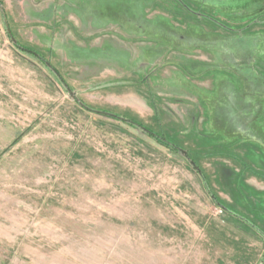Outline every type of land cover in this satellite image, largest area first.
Listing matches in <instances>:
<instances>
[{
  "label": "rangeland",
  "instance_id": "374dc122",
  "mask_svg": "<svg viewBox=\"0 0 264 264\" xmlns=\"http://www.w3.org/2000/svg\"><path fill=\"white\" fill-rule=\"evenodd\" d=\"M0 264H264V0H0Z\"/></svg>",
  "mask_w": 264,
  "mask_h": 264
},
{
  "label": "trees",
  "instance_id": "16d2710c",
  "mask_svg": "<svg viewBox=\"0 0 264 264\" xmlns=\"http://www.w3.org/2000/svg\"><path fill=\"white\" fill-rule=\"evenodd\" d=\"M238 217V216H237ZM241 219V218H240ZM239 217H238V220H240ZM241 221V220H240ZM249 226H252V224H249Z\"/></svg>",
  "mask_w": 264,
  "mask_h": 264
}]
</instances>
